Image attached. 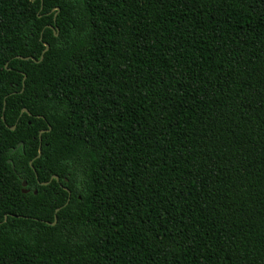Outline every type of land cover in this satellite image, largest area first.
Segmentation results:
<instances>
[{"label":"trees","instance_id":"obj_1","mask_svg":"<svg viewBox=\"0 0 264 264\" xmlns=\"http://www.w3.org/2000/svg\"><path fill=\"white\" fill-rule=\"evenodd\" d=\"M0 264H264V0H0Z\"/></svg>","mask_w":264,"mask_h":264},{"label":"water","instance_id":"obj_2","mask_svg":"<svg viewBox=\"0 0 264 264\" xmlns=\"http://www.w3.org/2000/svg\"><path fill=\"white\" fill-rule=\"evenodd\" d=\"M44 46H45V49L43 50V52H42V54H41V57H40V60L43 58V54H44V52L45 51H47V49H48V44L47 43H44ZM20 59H25V60H27V59H31V60H33V58H31V57H28V58H23V57H19ZM22 111H25L24 109L22 110ZM10 162V161H9ZM58 179L57 178V176H53L51 179ZM43 185H46L47 183H42ZM22 187H23V189H22V192L23 193H27L28 192V190H26V189H24L25 187H26V183L25 182H23L22 183ZM36 193V192H35ZM5 219H6V217H5Z\"/></svg>","mask_w":264,"mask_h":264}]
</instances>
